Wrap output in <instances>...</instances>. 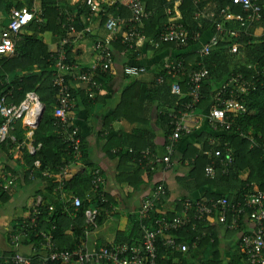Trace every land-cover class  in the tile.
Wrapping results in <instances>:
<instances>
[{"label":"trees","instance_id":"1","mask_svg":"<svg viewBox=\"0 0 264 264\" xmlns=\"http://www.w3.org/2000/svg\"><path fill=\"white\" fill-rule=\"evenodd\" d=\"M25 4L21 3L18 6H5L8 11L23 8H37L42 13V21L37 22L32 20L24 28L22 32L16 37L14 45V53L11 56L0 55V97L5 96L7 104L19 105L25 98L27 93H34L40 104L43 107V113L40 121L35 129H30L23 126L21 122H16L13 125V130L10 132L15 137V143L0 144V150L8 156L6 146L14 147L17 143H21L24 134L32 131L33 146L35 152L29 155L25 150L21 151V158L25 165L23 166V174L25 178L29 174H42L44 171H49L58 174L62 168L69 165V167L78 160L85 161L87 152L82 143L80 144L81 157L74 158V152L67 143H65L60 134L62 133L54 123L53 113L56 108L57 92L53 86L54 78V62L50 59L51 52L44 42L43 35L51 34L59 37V39L68 37L67 26L69 22L63 16L57 0H24ZM127 0H118L117 4L108 9L109 14L113 16L128 17V12L124 8ZM147 11L152 12L151 18L145 22L143 34L148 39H155L163 30L167 22L168 16L166 9L173 7L168 5L166 0H140ZM194 4V0H182V4L174 8L171 13L179 15L180 24L189 32H199L202 37L204 32L213 30L214 24L220 23L224 28L234 29L239 32L240 36L236 40L224 38L216 50L212 51L207 57L201 58L194 54L198 48L197 43H189L191 52L178 53V55L170 58L172 60H182L188 69L197 68L198 64H202L208 70V76L202 84V99L198 104V108L207 109L211 106L213 96L230 77L242 74L245 78L250 79L255 76V89L251 91L250 95L245 99L247 110L249 114L231 118L230 128L227 131L211 133L208 140L203 142L201 150H191L189 158L192 163V170L190 178L195 182L198 189H206L213 187L224 190V193L206 192L205 197L201 199L218 200L225 199L231 203H241L244 195L254 190L264 193V160L262 157L261 145L264 144V37L252 38L249 32V27H240L237 21H225L220 14L221 11L226 14L244 17V13L239 6L232 4L231 0H212L217 9L213 13V17L196 18L195 14L200 11V7L205 0H198ZM211 1V0H210ZM260 6H264V0H257ZM38 2V3H37ZM86 0H80L78 3V15L71 23L77 33L82 31L85 27H81L80 16H89V8L85 4ZM226 8L228 10L226 11ZM127 13V15H125ZM106 17H102L101 24L103 25ZM248 26V25H247ZM86 28V27H85ZM92 34L86 33V36ZM72 40V39H70ZM232 42L238 43V51L236 54L230 53V44ZM71 44L65 46L67 60L76 62L72 56ZM144 48V49H143ZM166 48L175 49L173 44H165L159 49H153L147 44L138 50H128L117 42L114 49L125 54L135 55L146 51L147 49L160 52ZM189 50V49H187ZM178 52H180L177 49ZM195 59V61H193ZM192 60V61H191ZM190 67V68H191ZM156 75L154 81L150 85L140 84L135 80L126 86L120 98V102L113 110L109 122L116 119H123L129 123H139L142 125H149L151 120V112L153 105L156 102H163L164 109L155 112L157 115L156 124L161 121L164 130L165 142L170 134V126L167 109L173 107L176 98L170 94V80L167 77L161 85H156ZM108 77H103L102 81L106 84ZM182 91H185L184 85ZM73 97L80 98L83 102H91L81 90L72 88ZM93 101V100H92ZM166 108V109H165ZM3 119L0 118V126ZM108 123V122H106ZM160 125V124H159ZM80 138V134H79ZM81 139V138H80ZM155 136L145 130H134L133 134L125 137V144L118 149L130 148L135 152L149 149L154 151ZM214 140L212 144L211 141ZM81 141V140H80ZM139 142V144H138ZM227 144V147H224ZM140 146V147H136ZM228 149V152H227ZM114 151V149L112 150ZM111 151V152H112ZM119 152V151H118ZM207 152H210L208 154ZM122 163H127L133 176H136L135 190L141 186L142 170L135 163H133L132 156L126 151L124 154L118 155ZM220 159L223 161L231 160L227 174H222L220 167ZM18 161V160H17ZM20 161V159H19ZM133 161V162H132ZM38 163V167L34 163ZM215 163V176L211 179L205 175V168L210 163ZM92 172L95 169H91ZM14 175L12 169L3 166L0 172V184H4L3 178H10L7 173ZM243 172L247 173V177L242 179L240 176ZM131 176V178L133 177ZM127 184L132 188V182L128 179ZM55 186V185H54ZM158 186L157 185H154ZM57 183L55 186L56 191ZM82 187V189H80ZM153 187V188H154ZM75 189V191L73 190ZM165 189V188H164ZM73 190V191H72ZM4 196V191L0 188ZM90 193L89 200H82L83 194ZM91 174L87 177L74 175L71 180L65 179L62 191H56V195L65 193L67 195L75 196L82 201V208L76 214L71 216L68 213L58 214L51 208L47 202L42 200L39 206V230L50 229L55 227L53 232L54 242L59 250L73 251L77 249L82 243V237L85 230V221L83 211L94 205L104 209L108 207V200L106 198L105 204H100L97 196L92 192ZM0 194V195H1ZM182 200H198L181 198ZM264 206V204H263ZM178 211L182 212V207L177 204ZM51 212V213H50ZM102 214V212H101ZM102 215H99L95 221V225L101 220ZM217 218L219 224L227 227L233 223L240 224L244 221L243 216L237 217L233 213H226L225 220L221 222L217 214V210L212 215L206 217L203 221L197 222L193 228L191 224L181 228L176 232H171L179 242L185 243L188 246V251L184 254L172 251L163 245L164 238L160 237L156 242L157 263L158 264H237L235 262H227L221 258L218 250V242L216 240L214 228L207 223L208 228H205V222L209 218ZM159 218L153 211L148 219L149 222ZM168 220H173V216L165 217ZM144 223H147L145 221ZM131 226L128 236H119L115 242L137 244L140 242L141 230L140 221L136 214L131 217ZM93 227V225L91 226ZM65 231V233H64ZM69 233H66L68 232ZM32 234V233H31ZM127 234V233H126ZM210 241H213L211 247L208 249V257L203 256ZM29 242H34L37 246V239L31 238ZM242 253V252H241ZM242 258L248 264V261L242 253ZM31 264H39L33 258ZM0 264H3L0 262ZM48 264H60L59 262H52Z\"/></svg>","mask_w":264,"mask_h":264},{"label":"built area","instance_id":"2","mask_svg":"<svg viewBox=\"0 0 264 264\" xmlns=\"http://www.w3.org/2000/svg\"><path fill=\"white\" fill-rule=\"evenodd\" d=\"M107 0H86L85 4L89 8V17L93 14L101 12V6L107 4ZM118 0H111L110 7L116 5ZM167 4L176 8L182 4V0H166ZM199 1L194 0V4ZM232 4L239 6L244 17L226 14L221 11L225 21H237L240 27H248L250 25H260L263 29L264 37V6H260L257 0H231ZM128 17L123 18L119 15H106L104 22V30L106 35L98 38L93 44L94 60L89 66L71 62L67 60L65 46L73 41L83 38V35L90 32V29L84 28L77 33L72 26L73 17H67L69 22L67 26L68 37L62 38L51 52L50 59L54 64L53 86L56 89V108L53 113L55 126L62 132L60 134L62 140L72 148L74 158H80V138L79 129L70 123L69 114L74 110L76 99L72 95V88L81 90L85 93L89 100H94L104 89L103 77H111L113 75L114 65V46L119 42L128 50H138L144 45L151 46L153 49H159L165 44H173L179 50L189 48V43H199L202 35L199 32H189L181 24L176 21H168L163 30L155 39H147L143 34L145 22L148 21L152 12L147 11L144 4L140 0H127L124 4ZM166 9V14L173 11ZM228 8H226V11ZM200 12L195 16L200 17ZM42 13L37 8H23L21 10L13 9L9 13V22L7 27L0 33V55L11 56L14 53V45L16 37L28 23L32 20L42 21ZM213 16V15H212ZM248 25V26H247ZM240 34L234 29L224 28L220 23L214 24L211 37L195 50L196 55L201 58L207 57L212 51L216 50L219 43L224 38L236 40ZM72 39V40H70ZM238 51V43L230 44V53L236 54ZM147 68L137 65H125L122 73L125 77L136 79L145 74ZM264 72V70H263ZM208 76V70L198 64L197 68H186L182 60H166L161 66V71L156 79V85H161L166 78L170 80V94L175 97V103L170 113H168L170 134L164 144V153L158 154L156 151L145 149L135 152L127 149L132 156L133 163L141 168L146 174L152 173L158 168L170 169L172 166V157L175 153L176 146L182 137L191 134V128L184 123V119L188 117L198 107L202 99V84ZM255 76L250 79L245 78L242 74L232 76L228 81L215 92L210 106V110L206 117L207 124L214 133L229 130L231 118L249 114L246 107L245 99L255 89ZM184 85L185 91H182ZM34 108L35 111L33 110ZM42 105L37 96L30 92L25 95L24 100L19 105L7 104L5 96L0 97V118L3 123L0 126V144L15 143V137L10 134L13 125L21 122L23 126L30 129L36 128V123L41 114ZM212 139L211 143H214ZM227 147V144H224ZM262 157L264 160V144L261 145ZM117 151L114 150V153ZM228 152V149H227ZM210 154V152H207ZM231 160L223 161L220 159V167L222 174L228 173ZM70 165V164H69ZM69 165L60 170L57 177L56 191L61 192L68 176ZM38 167V163H36ZM205 175L208 178L215 176V163H210L205 168ZM45 174V173H43ZM4 179V184L0 187L3 191H7L12 185V179ZM92 193L97 196L100 204H105L106 198L103 191V181L98 170L91 173ZM164 186L158 184L150 190L146 197L141 201L137 212L140 221V242L135 244L127 243H110L97 249H86L81 243L80 246L73 251L59 250L54 242L53 231L51 226L47 232L39 230V206L40 199L34 201V205L30 209L27 218L22 220L20 231L13 235L12 241L17 243L20 239H37V244L41 253L35 256V260L39 264H48L59 262L60 264H158L156 242L160 237L164 238L163 245L172 251L182 254L188 251L185 243L179 242L171 232H176L181 228L191 224L194 228L197 222L203 221L217 210L219 220H225L226 213H233L237 217L243 216L248 222L253 224L250 233L243 234L239 239V249L246 257L248 264H264V193L252 191L244 195L241 203H231L225 199L208 200H182L177 199L176 203L182 207V214L173 220L166 218H156L149 222L151 213L155 210L157 204L163 199ZM82 208V201L75 196H66L62 213H68L76 216ZM101 208L87 207L83 211L85 230L89 232V228L95 226V221L101 215ZM145 221L148 222L144 223ZM236 226H238L236 224ZM32 233V234H31ZM83 242V241H82ZM5 262L8 264H31L32 257H26L20 254H14Z\"/></svg>","mask_w":264,"mask_h":264},{"label":"crops","instance_id":"3","mask_svg":"<svg viewBox=\"0 0 264 264\" xmlns=\"http://www.w3.org/2000/svg\"><path fill=\"white\" fill-rule=\"evenodd\" d=\"M57 1L64 17L76 18L80 0ZM107 1V4L101 6L102 10L98 14H93L90 17H86L85 15L80 16L79 22L81 27L85 26L90 29L92 35L71 43L72 56L76 63L83 66H89L93 63V44L96 39L103 38L106 35L104 24H101V19L109 13V2L111 0ZM24 2V0H0V33L7 27L9 22L10 10L8 11L5 6H18L21 3L25 4ZM216 9L217 7L212 0H205L200 7V17L211 19ZM169 20L180 24L179 15L175 13H171L168 16L167 22ZM248 27L252 38L256 39L263 36L262 26L254 24ZM212 33L213 30L204 32L203 34L205 35L197 43L198 47L205 43ZM43 39L50 52L55 50L61 40L59 37L51 34H44ZM187 49H178L180 52L177 51V48H166L160 52L147 49L135 55L125 54L115 49L113 75L107 79L102 93L91 102L85 103L82 99L78 98L74 110L69 114L70 123L79 129L80 140L87 152V158L84 162L80 158V160L68 168L67 179L71 180L74 175L78 174L81 177H87L89 173H92L91 169L98 170L103 181V191L109 202L108 207L101 209L103 212L100 222L90 227L87 234L83 233L82 244L88 250L114 243L121 235V237L128 236L131 217L137 214L141 201L147 196L154 185L162 184L165 188L163 199L154 210L160 218L169 216L176 218L181 216V211L177 209V199H201L205 197V193L208 191L224 193V190L213 187L198 189L195 186V182L190 178L192 163L188 155L191 150L200 151L203 142L208 140V136L211 133L206 121L210 106L207 109L197 107L195 111L184 119V123L191 128V134L182 137L178 142L175 153L171 158V168H158L149 174L141 171L143 178L141 186L137 190L134 188L137 180L136 176H133L131 171H127L130 168L129 165L122 163L121 158L118 156L119 154H124L128 148L122 150L118 148L123 146V144L126 146L125 137L132 135L134 130L146 129L155 136L154 151L162 155L165 144L164 130L161 127V121H158L160 125L156 124L157 115L155 112L164 109L165 105L163 102L152 104L153 109L149 125L129 123L123 119L109 122L113 110L120 102L123 90L131 80H135L140 84L150 85L161 71V66L166 60L178 55V53H188L192 50L190 47ZM194 54L196 55V51ZM125 65L143 66L147 68V72L136 79L127 78L122 73V68ZM172 108L167 109V112L170 113ZM32 135V131H29L24 134L21 143H17L12 148L6 146L8 156L0 150V172H2L4 165L14 172V175L9 172L6 174L10 177L9 179H12L13 185L7 191H4L3 197H1L3 193L0 191L2 193H0V262L3 264H8L4 258L7 259L14 254L35 258L37 254L43 251L39 248L38 244L36 246L34 242H29L28 239H20L17 243H14L11 238L13 235L19 233L22 220L27 218L30 209L34 205V201L40 199L42 203V200H44L49 204L51 212L54 210L61 215L64 214L62 213V208H64L66 196H70L65 193L60 194V196L56 195L55 186L58 174L44 171L43 173L45 174H29L25 178L23 174L25 163L21 158L20 152L25 150L29 155L35 152ZM113 149L117 152L114 153ZM36 163H34L35 167ZM131 176L133 177L131 178ZM240 177L245 179L247 173L243 172ZM128 179L132 182V188L127 184ZM73 190L75 191V189ZM89 199L90 193L85 191L82 200ZM90 208H94V205H91ZM208 222L215 229L214 232L221 258L227 262L246 264L239 249V239L243 234L252 231L253 224L244 219L240 226L239 224L236 226V223H233L225 227L219 224L217 218L214 217V219H207L204 225L205 228L209 227V225L207 226ZM47 230L44 228L40 231L47 232ZM66 233H69V231ZM212 243L213 241H210L203 256L208 257L207 251Z\"/></svg>","mask_w":264,"mask_h":264},{"label":"water","instance_id":"4","mask_svg":"<svg viewBox=\"0 0 264 264\" xmlns=\"http://www.w3.org/2000/svg\"><path fill=\"white\" fill-rule=\"evenodd\" d=\"M42 113H43V107H42V110H41V114H40V116H39V118H38V121H37V123H36V126L38 125V123H39V121H40V118H41V116H42Z\"/></svg>","mask_w":264,"mask_h":264},{"label":"bare ground","instance_id":"5","mask_svg":"<svg viewBox=\"0 0 264 264\" xmlns=\"http://www.w3.org/2000/svg\"><path fill=\"white\" fill-rule=\"evenodd\" d=\"M36 108H34L33 110L35 111Z\"/></svg>","mask_w":264,"mask_h":264},{"label":"rangeland","instance_id":"6","mask_svg":"<svg viewBox=\"0 0 264 264\" xmlns=\"http://www.w3.org/2000/svg\"><path fill=\"white\" fill-rule=\"evenodd\" d=\"M1 30V29H0Z\"/></svg>","mask_w":264,"mask_h":264}]
</instances>
